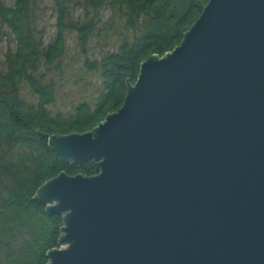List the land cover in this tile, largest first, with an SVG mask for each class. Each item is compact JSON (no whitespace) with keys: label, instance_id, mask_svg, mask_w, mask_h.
Wrapping results in <instances>:
<instances>
[{"label":"water","instance_id":"1","mask_svg":"<svg viewBox=\"0 0 264 264\" xmlns=\"http://www.w3.org/2000/svg\"><path fill=\"white\" fill-rule=\"evenodd\" d=\"M177 37L90 132L34 131L95 164L30 196L62 219L46 264H264V0H208Z\"/></svg>","mask_w":264,"mask_h":264},{"label":"trees","instance_id":"2","mask_svg":"<svg viewBox=\"0 0 264 264\" xmlns=\"http://www.w3.org/2000/svg\"><path fill=\"white\" fill-rule=\"evenodd\" d=\"M40 0L0 1V25L14 40L13 52L4 58L0 75V264H46L45 252L57 249L62 219L47 217L43 205L30 196L44 183L62 173L67 177L95 175L91 161L72 166L44 148L45 137L81 135L115 114L128 86L136 82L139 67L150 56L161 58L179 46L200 16L208 0H51L54 7V36L43 45L41 32L34 29L33 6ZM70 5L81 10L82 19L72 18ZM108 11L97 27L98 13ZM118 30L117 42L99 60L85 61L84 72L99 76V90L91 102L80 101L68 113H51L56 87L50 73H60L65 37L75 35V50L85 56L92 38L103 40ZM40 68L46 74L38 72Z\"/></svg>","mask_w":264,"mask_h":264},{"label":"rangeland","instance_id":"3","mask_svg":"<svg viewBox=\"0 0 264 264\" xmlns=\"http://www.w3.org/2000/svg\"><path fill=\"white\" fill-rule=\"evenodd\" d=\"M1 4L5 7L12 6V0H0ZM80 4H82V0ZM74 3V0H72ZM69 12L72 13V18L80 21L82 14L80 9H76L70 5ZM34 22L33 27L35 30L41 32V39L43 45H47L54 36V7L51 0L35 1L33 6ZM107 10H102L98 13L97 27H100L104 22L103 28H107ZM107 34L106 37L101 39L92 38L87 44L85 56H80L75 50V35L68 34L65 37L64 57L61 64L60 73L46 74L44 68H40L38 72L45 75V79H51L56 87V99L54 103L48 107L51 113H68L69 109L75 106L80 101L91 102L97 96L99 90V76L97 73L90 74L84 72L82 65L85 61H98L100 56L105 52H110L117 42V32ZM14 40L5 26L0 25V75L5 73L4 58L6 53L13 52ZM58 249V247H57Z\"/></svg>","mask_w":264,"mask_h":264}]
</instances>
